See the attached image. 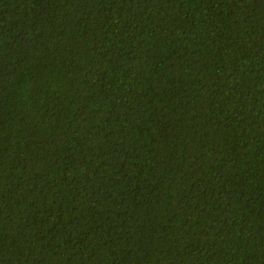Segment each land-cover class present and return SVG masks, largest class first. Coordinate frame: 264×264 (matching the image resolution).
Listing matches in <instances>:
<instances>
[{"label": "trees", "instance_id": "1", "mask_svg": "<svg viewBox=\"0 0 264 264\" xmlns=\"http://www.w3.org/2000/svg\"><path fill=\"white\" fill-rule=\"evenodd\" d=\"M0 264H264V0H0Z\"/></svg>", "mask_w": 264, "mask_h": 264}]
</instances>
